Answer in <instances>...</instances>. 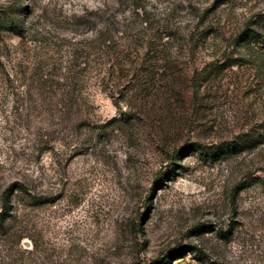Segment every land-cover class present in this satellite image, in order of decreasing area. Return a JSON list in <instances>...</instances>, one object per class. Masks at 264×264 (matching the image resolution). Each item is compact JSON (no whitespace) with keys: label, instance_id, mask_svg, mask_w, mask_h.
<instances>
[{"label":"rangeland","instance_id":"obj_1","mask_svg":"<svg viewBox=\"0 0 264 264\" xmlns=\"http://www.w3.org/2000/svg\"><path fill=\"white\" fill-rule=\"evenodd\" d=\"M245 28L264 0H0V264H264Z\"/></svg>","mask_w":264,"mask_h":264},{"label":"trees","instance_id":"obj_2","mask_svg":"<svg viewBox=\"0 0 264 264\" xmlns=\"http://www.w3.org/2000/svg\"><path fill=\"white\" fill-rule=\"evenodd\" d=\"M9 28L11 30H20V27L15 22H11L9 24ZM238 42L242 46L250 47L252 44H255V43H257V44L262 43V42L264 43V38H263V35H261L260 33L254 31V30H249V29L245 28V30L243 29L240 32V34L237 36V38H236V44L237 45H238ZM103 44H104L103 46H105L109 49L112 47L111 41L105 40V42ZM243 143L247 144L248 141L244 140ZM235 145L236 146H232L233 149L240 147L238 144H235ZM12 195H13V193L11 192L10 189L3 193L2 205L0 208V227L4 226L6 221L8 220V218H10V216H11L10 215V209H11V197H12ZM28 202H29L30 206H38L42 203V199L38 196L29 195Z\"/></svg>","mask_w":264,"mask_h":264}]
</instances>
